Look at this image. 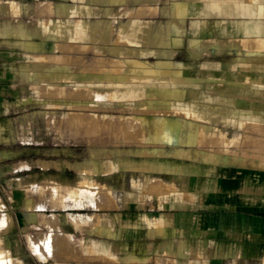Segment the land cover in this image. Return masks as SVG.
<instances>
[{"label": "rangeland", "instance_id": "374dc122", "mask_svg": "<svg viewBox=\"0 0 264 264\" xmlns=\"http://www.w3.org/2000/svg\"><path fill=\"white\" fill-rule=\"evenodd\" d=\"M0 1L14 5L0 24L26 28L21 36L0 34V250L7 264H178L182 242L164 235L168 218L127 239L119 235L121 214L184 212L156 198L172 193L185 201L189 177L214 185L257 181L259 189L247 195L264 198V48L256 31L237 27L264 19L255 3L264 0L253 7L217 0ZM246 10L251 18L240 19ZM135 32L139 40L116 39ZM216 97L231 99L234 122L146 111L164 99L192 111L216 105ZM162 118L177 141L155 132ZM128 192L140 207L122 206ZM241 201L251 205L252 198ZM64 213L66 224L58 218ZM243 214L264 230V213Z\"/></svg>", "mask_w": 264, "mask_h": 264}, {"label": "crops", "instance_id": "0c3cea01", "mask_svg": "<svg viewBox=\"0 0 264 264\" xmlns=\"http://www.w3.org/2000/svg\"><path fill=\"white\" fill-rule=\"evenodd\" d=\"M188 182L191 195L187 196L185 201H177V197L172 193L159 194L156 198L159 206L184 209V212L121 214L122 228L119 235L127 239H136L155 218L165 217L170 222L165 227L164 235L169 239L173 236L180 237L182 242L176 255L179 259L178 264H181L189 254L195 257L189 262L201 261L202 264H252L255 259H259L261 264L264 253L263 227L258 218L252 215L245 217L243 213L248 211L264 213V208L242 203L239 199L231 200L226 191H211L212 185L214 186L212 180L189 177ZM223 183L224 181L221 184ZM194 193L201 194L202 197L206 196L209 203L202 204L201 202L196 206L192 205L188 199L194 198ZM234 193L236 194L237 191ZM120 201L122 206L128 208L140 207L142 202L136 194L129 192L124 194ZM195 207L204 208L209 212L206 214L190 213L188 208ZM219 209L225 210L221 217L215 213ZM58 218L60 222H63L62 224L68 221L66 213ZM134 243L141 248L140 240H135ZM209 245L212 248L211 255L207 254Z\"/></svg>", "mask_w": 264, "mask_h": 264}, {"label": "bare ground", "instance_id": "6f19581e", "mask_svg": "<svg viewBox=\"0 0 264 264\" xmlns=\"http://www.w3.org/2000/svg\"><path fill=\"white\" fill-rule=\"evenodd\" d=\"M218 2H222V1H225L226 3L228 2H236V3H231L232 5L230 6H234V4H244V3H249L252 7H253V3L254 1L253 0H217ZM249 1V2H248ZM216 2V1H215ZM258 5H261L264 7V3H261L260 4V1L258 3ZM255 4V5H257ZM257 5V6H258ZM13 6L10 2H5V1H0V15L1 14H10L11 12H13ZM257 8V7H256ZM257 10V9H256ZM229 12H231L233 15L234 13H236V10L234 9V7H231V9L229 10ZM227 12V13H229ZM264 12V10H263ZM230 13V15H231ZM253 14V12H249L248 10L244 11L243 14H241L242 16L240 17V19H242L244 16H248L251 18V16H249V14ZM225 14V13H224ZM227 15V14H226ZM239 19V20H240ZM201 22V21H200ZM237 22V21H236ZM240 22L242 25H240V23L237 25V27L241 30L244 28L246 29H251V30H254L258 33V36L255 38L256 40V45L260 48H264V19H248L247 21H243V20H240L238 21ZM237 22V23H238ZM199 26V24H198ZM176 28V26H175ZM199 28V27H198ZM77 31V30H75ZM130 31V30H129ZM132 31V30H131ZM198 31V30H197ZM26 32V28L23 24L21 23H18V24H13L10 20L9 21H4L2 22V24H0V34H9V33H16L17 35L21 36L23 35L24 33ZM122 32V31H121ZM134 32V31H133ZM80 33V32H79ZM128 33V32H127ZM77 34V33H76ZM82 34V33H81ZM134 33H132L133 35ZM47 35V34H46ZM74 35V33L72 34ZM85 35V34H84ZM130 35V34H129ZM136 35V32L133 36H118V38L116 39H119V40H122V38H125L126 39V42H131V41H136V40H139L138 38V34L137 36ZM81 36V35H80ZM83 36V35H82ZM86 36V35H85ZM88 36V35H87ZM140 36V34H139ZM109 37V36H108ZM68 38V36H67ZM84 38V37H83ZM81 38V40L83 39ZM88 39V37H87ZM112 39V38H111ZM142 39V38H141ZM76 40V39H75ZM79 40V38H78ZM89 40V39H88ZM80 41V40H79ZM117 41V40H116ZM148 41V40H147ZM124 42V41H123ZM149 43V42H148ZM254 45V44H253ZM253 47V46H252ZM259 48V49H260ZM156 51H159V50H156ZM161 52V51H160ZM256 54V53H255ZM216 74V73H215ZM79 76V75H78ZM142 76V75H141ZM143 76H146V75H143ZM78 79V78H77ZM182 86V85H181ZM184 86V85H183ZM173 87V86H172ZM237 89V87H235ZM117 91V90H116ZM119 92V94H121L122 96H125L128 94L129 91H117ZM182 92V91H181ZM184 92V91H183ZM182 92V93H183ZM116 94V92H113ZM190 99L193 100L196 98V91L195 90H191L190 92ZM212 101H215L216 102V105L214 106H211V105H206V106H203V107H199L198 109H195V110H189L188 108V105L185 104V103H181L179 106L177 107H171L169 102H167V99H164V102H161L159 104H155V105H151L148 106V108H146V111H150V110H154V109H158L160 110L159 113H166V112H169V113H176V114H181V115H191V116H194V117H209V118H216L218 117V115L221 117V119L225 122H234L232 119H234V117L236 118L237 117V113H236V110H233V108L228 105L227 103L231 102V99L229 98H224V97H216V98H213ZM146 107V106H145ZM144 109V108H143ZM139 120V124L143 127L145 126V124L147 123V120L145 119V117H141V118H138ZM169 119H161L160 121L158 122H155L153 124V127L156 129L155 132L157 134H163L165 135L169 140H174V141H177V138H178V132L177 131H174L171 127V124L169 123ZM75 122V121H74ZM78 122V121H77ZM178 124V122H177ZM132 127V126H130ZM149 129H147L148 131ZM146 131V132H147ZM150 133V132H149ZM147 135V134H146ZM150 135V134H149ZM178 135V136H177ZM148 138V137H147ZM203 141V140H202ZM189 152V151H188ZM188 154V153H186ZM184 157V155H183ZM208 159H212L210 157H208ZM171 164V161L169 159L167 160H164L163 161V167L164 168H169ZM209 172H212L214 173V171H211V170H208ZM221 172H223L222 170H220ZM216 173V172H215ZM224 174V172H223ZM244 175V174H243ZM259 175V174H258ZM245 176V175H244ZM258 179L261 180L262 183H264V178H262L261 176H258ZM139 180V179H138ZM257 181L255 183H253L252 181H249L248 179H238V180H235V182H232L231 180H225L223 184H221L220 186L219 185H212L211 187V191H226L227 195H229L230 199L231 200H234V199H239L240 201L242 199H248V198H252V203L251 205L252 206H259V207H262L261 204L263 203L264 204V198H260L258 196H253V197H250L249 195H247L249 192L248 188H250V190L252 191H256L259 189L260 186H258L257 184ZM249 184V185H248ZM237 191V193L235 194L234 192ZM204 193V192H203ZM209 193V192H208ZM195 194V193H194ZM195 197L192 198L190 201L192 202L191 204L192 205H198L202 202V204H208L209 202V199L205 196H201V194H195L194 195ZM208 196V195H207ZM126 199H129L127 197H125ZM132 198V197H131ZM135 198V197H134ZM210 200H211V197H210ZM225 201V199H224ZM226 202V201H225ZM62 205V204H61ZM257 206V207H258ZM52 218L54 219L55 216H52ZM56 219V218H55ZM74 221V220H73ZM4 227H6V224L5 223H2L0 224V229H3ZM46 241V237L43 239ZM44 241V242H45ZM7 255L4 254L1 250H0V264L4 263V264H7ZM186 261V260H184ZM184 261L181 263V264H184ZM18 264V263H17ZM186 264H202V262H187ZM261 264H264V253L262 254V263Z\"/></svg>", "mask_w": 264, "mask_h": 264}]
</instances>
